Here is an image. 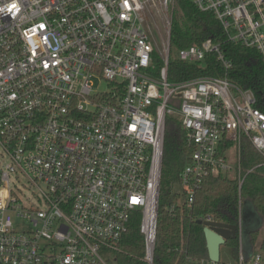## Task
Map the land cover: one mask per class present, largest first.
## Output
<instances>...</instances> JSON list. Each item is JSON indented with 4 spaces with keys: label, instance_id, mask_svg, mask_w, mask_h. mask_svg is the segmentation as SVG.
Segmentation results:
<instances>
[{
    "label": "built area",
    "instance_id": "obj_1",
    "mask_svg": "<svg viewBox=\"0 0 264 264\" xmlns=\"http://www.w3.org/2000/svg\"><path fill=\"white\" fill-rule=\"evenodd\" d=\"M191 1L215 16L229 42L264 60V0ZM173 6L0 0V264H121L135 214L142 259L154 264L169 115L192 149L180 174L188 206L206 176L235 171L229 154L243 135L264 157V111L251 90L228 75L168 80ZM153 12L166 32L160 46L147 29ZM211 53L230 70L211 38L177 57L202 62ZM20 179L36 187L35 199L20 194ZM238 264H263V255L248 263L241 250Z\"/></svg>",
    "mask_w": 264,
    "mask_h": 264
},
{
    "label": "trees",
    "instance_id": "obj_2",
    "mask_svg": "<svg viewBox=\"0 0 264 264\" xmlns=\"http://www.w3.org/2000/svg\"><path fill=\"white\" fill-rule=\"evenodd\" d=\"M220 42L232 67L226 71L217 56L208 54L202 62H187L177 57L178 49L198 44L206 39ZM170 61L168 80L178 82L204 75H228L230 81L256 96V107L264 111V60L253 48L227 40L221 25L208 11H201L191 0H174L170 30ZM158 59V66H161ZM222 146V155L233 147ZM237 151L234 176L229 173L209 174L199 188L195 202L188 206L181 192V171L192 152L185 130L177 115L165 120L164 159L162 168L160 206L154 264H213L208 255L204 225L198 219L235 223L239 220L244 201L252 204L256 214L264 219V157L254 148L249 138L241 137ZM249 234L250 250L259 241L264 251V232ZM225 246L241 252L239 237ZM144 236L140 232V216L132 217L129 231L121 241L118 258L121 264H146L143 261ZM248 261V255L245 254ZM218 264H224L219 262Z\"/></svg>",
    "mask_w": 264,
    "mask_h": 264
},
{
    "label": "rangeland",
    "instance_id": "obj_3",
    "mask_svg": "<svg viewBox=\"0 0 264 264\" xmlns=\"http://www.w3.org/2000/svg\"><path fill=\"white\" fill-rule=\"evenodd\" d=\"M147 29H148L150 35L152 36L154 43L156 42L158 44V46H160L162 44L163 39L166 38V32H165V28L161 24V21L159 20V16L155 15L154 12L151 15H149L148 22H147ZM101 87L106 88L107 83L103 82L101 84ZM229 155H230L229 157L232 160V162H233V160L237 159V157H236L237 151L235 152V148H233V150L231 151V153ZM3 165H4V155H3L2 147L0 145V167H2ZM234 174H235L234 171H232L228 175L233 177ZM17 183H18V186L22 190V192L20 194L24 197L25 200L36 198V193H35L36 187L35 186L28 184L24 179H20V181ZM246 203H247V201H244L245 205H246ZM254 221H255V224H254L252 229L261 228V232L259 235V238H261L260 236L264 232V219H262V218H260V216L256 215L254 217ZM245 240H247V237H245ZM242 243L244 244L245 241L243 240ZM256 252H260L263 255V264H264V251L260 248V242L259 241L255 244V247L253 248L252 253L254 254ZM236 257H237V251L234 248H230V247L225 246V245L222 246V259L224 261H222V259H221V262H223L224 264H227V263L238 264L239 258L236 259ZM192 264H202V263L193 262Z\"/></svg>",
    "mask_w": 264,
    "mask_h": 264
},
{
    "label": "water",
    "instance_id": "obj_4",
    "mask_svg": "<svg viewBox=\"0 0 264 264\" xmlns=\"http://www.w3.org/2000/svg\"><path fill=\"white\" fill-rule=\"evenodd\" d=\"M252 214H254V212H247L242 209L240 218L235 223L215 221L212 219L207 220L203 218L198 219V223L204 225L206 245L211 262L218 264L221 261V247L225 245L228 240L237 237L241 238L244 226H246L247 217ZM253 230L255 229L249 230L245 228V232L248 235Z\"/></svg>",
    "mask_w": 264,
    "mask_h": 264
},
{
    "label": "crops",
    "instance_id": "obj_5",
    "mask_svg": "<svg viewBox=\"0 0 264 264\" xmlns=\"http://www.w3.org/2000/svg\"><path fill=\"white\" fill-rule=\"evenodd\" d=\"M231 153V152H230ZM242 209H244L245 211H247V212H254V214H252V215H248V217H247V220H246V226H244V230H243V232H242V236H241V238H240V240H241V250L245 253V254H247L248 255V263H249V261H251V259H252V256H253V250L251 249L250 250V244H249V235L245 232V228H247V229H252L253 228V226H254V224H255V221H254V217L257 215L256 214V212H255V210H254V208H253V206H252V204L251 203H249V202H247L246 203V205L245 204H243V206H242ZM255 215V216H254ZM254 229H257V228H254ZM261 229V228H260ZM248 235V236H247ZM245 237H247V240H245ZM245 241V243L243 244L242 243V241ZM246 251V252H245ZM221 259H222V247H221ZM222 261H224L223 259H222ZM213 263V262H212ZM203 264V263H202Z\"/></svg>",
    "mask_w": 264,
    "mask_h": 264
}]
</instances>
